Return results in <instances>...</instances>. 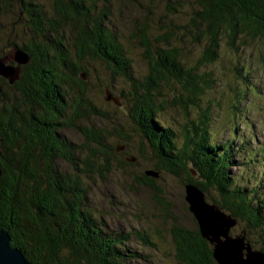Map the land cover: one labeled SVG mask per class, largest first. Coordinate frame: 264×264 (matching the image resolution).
Returning <instances> with one entry per match:
<instances>
[{
  "label": "trees",
  "instance_id": "obj_1",
  "mask_svg": "<svg viewBox=\"0 0 264 264\" xmlns=\"http://www.w3.org/2000/svg\"><path fill=\"white\" fill-rule=\"evenodd\" d=\"M116 1L50 0L46 14L36 0H0V21L15 17L24 24L25 41L18 43L21 32L12 28L9 47L29 56L14 83L0 76V229L8 230L10 244L31 264H158L150 255L157 244L148 229L114 230L91 199L94 174L112 170L116 161V145L109 140L130 141L121 124L106 123L110 113L94 98L97 90L114 89V79L124 78L121 101L129 103L142 139L139 152L150 154L153 170L182 174L183 184L193 181L194 171L196 184L211 202L236 218L264 251V141L255 145L251 132L241 134L236 126L223 134L208 115L211 100L203 101L214 95L212 88L220 81L210 75L221 41L233 50L245 40L264 44V0H194L191 28L181 26L198 45L192 60L171 26L151 38L147 22L130 35L120 32ZM136 50L147 62L138 77L132 63ZM91 62L100 72L95 74L93 64L90 70ZM231 66L229 100L236 110L247 85L242 68ZM171 83L179 85L173 100L184 110L181 129L157 115L170 106L160 89ZM188 105L195 115L186 112ZM69 126L79 130L82 143L59 134ZM62 158L72 173L60 170ZM136 177L168 210L155 177ZM170 231L179 264H217L196 223L191 229L175 223Z\"/></svg>",
  "mask_w": 264,
  "mask_h": 264
},
{
  "label": "rangeland",
  "instance_id": "obj_2",
  "mask_svg": "<svg viewBox=\"0 0 264 264\" xmlns=\"http://www.w3.org/2000/svg\"><path fill=\"white\" fill-rule=\"evenodd\" d=\"M36 1L41 4L46 14L51 12L50 0ZM115 4L118 7L120 6L122 13L120 23L122 29L119 28L120 32L130 35L135 30L136 25L139 26L143 22H147L150 24L148 38L149 36L151 38L152 35L157 36L163 32L165 30L164 27L171 26L175 28L177 40H182L180 43L177 42V44H180L186 51L190 52V54L188 53L190 55L189 60L194 59L192 56L194 52L198 51V49L196 50L197 44L193 43L192 35L183 33L184 31L181 28V26L191 28L188 24L191 23L192 13L196 9L194 0H117ZM122 22L125 24L126 29ZM23 25L15 17L0 21V48H2V52L4 51L3 57H8L7 63L13 62L11 58L12 48L8 45L11 29L16 27V30L19 31L18 33L21 32L17 39V42L20 43L19 40L25 41V36L21 37L23 36L21 31L24 30ZM66 31L68 32V29ZM15 39L12 38V40ZM220 45L221 55L211 67L212 74L210 75L215 76V80L220 81L215 83L212 88L214 95L208 94L211 98L203 100H209V102L211 100L208 115L213 118L216 129H219L223 134L227 133L226 129H233L236 126V129L240 130L241 134L247 133L250 135L251 132L253 140L251 141L258 145V142L264 141V44L257 39L245 40V44L239 45L237 50L227 47L223 41H221ZM133 55L134 60H132V63L138 77L142 74L141 72L147 62L141 56V51H133ZM92 64L96 69L95 74L100 72V66L94 62H91L90 70L92 71ZM231 65H235L236 68H242V74L245 76L247 85V87H244L247 89L246 94L240 100V103L238 104L235 101L236 110L232 108L229 100L233 95L230 90L232 83L228 82L231 81L232 77L230 70L234 72V66ZM206 71H209V69ZM123 79H114L116 84L114 89L108 87L104 88L103 92L97 90L94 98L101 108L110 113V119L106 123L109 125L112 120L114 123L121 124L126 133L124 135L130 137V141L126 143L124 140L117 139V137H112L109 140V143L112 142L116 145V155L114 156L116 161L111 168L112 170L106 173L102 172L104 173L102 175L99 173L94 174V181H91V194L93 196L91 199L95 203L93 204L99 209L102 220L114 230L126 231L130 227L148 229L157 244V246L152 248L155 255H150L155 258L158 264H179L174 256V244L171 240L170 227L175 223H180L189 229L193 228V226L195 227L191 214L185 209L184 184L182 183L185 176L182 174L176 176L162 170L155 177L156 184L162 189L160 197L164 198L163 200L169 204L168 210L164 209L165 205L158 202L150 187L141 181H135V176H137L136 178L140 177L142 173L145 174L147 171L153 170L154 166L148 152L145 155L141 151L139 152V144L142 140L141 135L136 131V127L129 116V103L121 101L119 94L121 89H125ZM94 83L96 81H93ZM106 83L108 82L106 81ZM172 84H163L160 89L161 93L170 101L167 102L170 106L165 107L157 115L167 123H171L173 127L181 129L185 117L184 110L173 100L179 85ZM100 85H103V83L101 82ZM239 85L242 86L243 84L239 83ZM256 86L258 87L257 90L255 89ZM110 90L113 93L112 97L110 96ZM172 90H175V92ZM180 91L182 92V89ZM166 94L169 96L167 97ZM191 106H187L186 112L195 115L196 109ZM232 114H235L233 118ZM58 132L63 135L66 141L74 144H80L83 141L79 130L72 128V126L63 128ZM144 142L146 141L144 140ZM122 143L126 144L121 146ZM146 145L148 144L144 146ZM239 157L241 156L236 158ZM82 158L83 155L77 157L76 163L80 165ZM62 159L57 161L60 170L63 169L66 173H72V165L70 163L66 164V160ZM121 162H123L122 165ZM117 164L119 166H116ZM209 194L212 198H217L215 190H210ZM155 230H158L161 236L154 233ZM147 251L150 253L149 248ZM135 264H143V261L139 260Z\"/></svg>",
  "mask_w": 264,
  "mask_h": 264
},
{
  "label": "water",
  "instance_id": "obj_3",
  "mask_svg": "<svg viewBox=\"0 0 264 264\" xmlns=\"http://www.w3.org/2000/svg\"><path fill=\"white\" fill-rule=\"evenodd\" d=\"M7 58L0 56V76L12 84L19 78L20 66L29 62V56L22 49L14 47L11 58L16 65L7 63ZM145 174L158 176L154 170H149ZM191 177L192 182L184 183L185 205L201 237L211 245L215 262L264 264V251L260 244L254 243V238L249 237L247 229L238 224L236 218L211 202L206 192L196 184L199 179L194 171H191ZM0 264H31L20 248L10 244V235L6 228L0 229Z\"/></svg>",
  "mask_w": 264,
  "mask_h": 264
},
{
  "label": "bare ground",
  "instance_id": "obj_4",
  "mask_svg": "<svg viewBox=\"0 0 264 264\" xmlns=\"http://www.w3.org/2000/svg\"><path fill=\"white\" fill-rule=\"evenodd\" d=\"M16 65V64H15ZM21 67V66H20Z\"/></svg>",
  "mask_w": 264,
  "mask_h": 264
}]
</instances>
